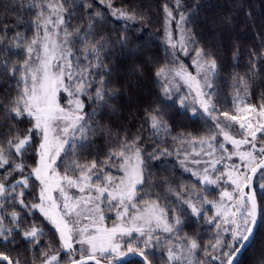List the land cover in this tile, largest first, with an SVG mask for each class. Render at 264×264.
Instances as JSON below:
<instances>
[{
    "label": "snow or ice",
    "instance_id": "snow-or-ice-1",
    "mask_svg": "<svg viewBox=\"0 0 264 264\" xmlns=\"http://www.w3.org/2000/svg\"><path fill=\"white\" fill-rule=\"evenodd\" d=\"M212 7L0 0V264H264V0Z\"/></svg>",
    "mask_w": 264,
    "mask_h": 264
},
{
    "label": "trees",
    "instance_id": "trees-1",
    "mask_svg": "<svg viewBox=\"0 0 264 264\" xmlns=\"http://www.w3.org/2000/svg\"><path fill=\"white\" fill-rule=\"evenodd\" d=\"M201 2L204 3L206 6L213 5L211 10L206 14L209 15L210 17H212L213 19H219V17L223 16L224 12L226 11V8L223 7V5H226L228 0H201ZM160 3H161V0H152V7H153L152 15L154 17V23L152 26V30L154 32L159 31L161 28V21L159 18V13L156 11V9L158 8ZM204 14L205 13L202 12V15H204ZM232 35H234V36L237 35V32H233ZM153 39L159 40L160 37L159 36L153 37ZM243 43H244V51H243V54L241 56L240 65H239V67H237L235 69L237 71L243 70L244 62L247 59V48L254 43V41L252 39L251 32L248 33V36L243 41ZM152 47L155 50H158L161 53V55L163 54V47L162 46L157 48L156 45H153ZM221 59H222V63H223L224 67H223V70L221 72V80L218 81V83L220 84L222 98L225 100V102H228L230 100V92L227 89V85L224 83L223 78L226 77V74L228 72L233 70V60H232V53H231L230 45H226L225 48L223 49ZM185 62L187 63L188 61H185ZM141 87L145 93L147 91H149L150 89H154V85L152 84L151 80H147V81L143 82ZM88 110L90 111V108ZM132 110L134 111L135 109L133 108Z\"/></svg>",
    "mask_w": 264,
    "mask_h": 264
},
{
    "label": "rangeland",
    "instance_id": "rangeland-1",
    "mask_svg": "<svg viewBox=\"0 0 264 264\" xmlns=\"http://www.w3.org/2000/svg\"><path fill=\"white\" fill-rule=\"evenodd\" d=\"M189 151H191V148H189Z\"/></svg>",
    "mask_w": 264,
    "mask_h": 264
}]
</instances>
